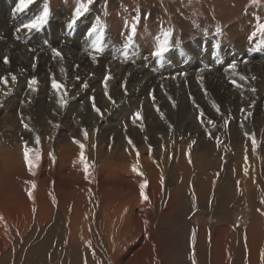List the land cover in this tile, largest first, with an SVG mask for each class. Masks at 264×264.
Instances as JSON below:
<instances>
[{
	"label": "rangeland",
	"instance_id": "rangeland-1",
	"mask_svg": "<svg viewBox=\"0 0 264 264\" xmlns=\"http://www.w3.org/2000/svg\"><path fill=\"white\" fill-rule=\"evenodd\" d=\"M261 1L257 8L252 0H94L69 30L75 8L87 0H34L23 12H15L19 0H0V78H8L7 88L0 83V264H264V48L250 51L247 41L264 23ZM45 4L48 23L28 33L23 25ZM136 15L141 20L124 61L121 34L127 35L125 22ZM97 17L105 26L101 53L87 36ZM216 25L221 37L213 35ZM169 28L170 51L157 63L151 57L156 37ZM217 39L220 47L214 48ZM53 49L62 61L53 60ZM233 61L235 77L225 71ZM205 66L211 71L201 72ZM149 67L161 71L145 77ZM108 74L115 104L104 95ZM239 75L247 77L246 85ZM53 76L68 93L64 108L51 87ZM32 78L38 81L35 92L28 88ZM233 79L243 87H234ZM93 98L103 118L93 110ZM141 106L142 122L133 125L130 117ZM74 140L84 145L87 179ZM25 142L41 155L35 175L24 161ZM213 144L219 152L210 149ZM137 163L142 175L132 171ZM144 181L149 199L142 203ZM206 183L222 197L218 203L214 195L208 204L194 200ZM224 198L225 217L218 209ZM185 223L195 230L194 240Z\"/></svg>",
	"mask_w": 264,
	"mask_h": 264
},
{
	"label": "snow or ice",
	"instance_id": "snow-or-ice-1",
	"mask_svg": "<svg viewBox=\"0 0 264 264\" xmlns=\"http://www.w3.org/2000/svg\"><path fill=\"white\" fill-rule=\"evenodd\" d=\"M34 2V0H19V4L15 9V12H23L29 5H31ZM94 0H87V2H81L79 3V5L75 8L74 13L72 15L71 21L67 24V28L69 30H71L74 25H76L77 21L80 20L81 17H83L88 11H89V7L91 4H93ZM259 3V0H252V4L256 5ZM48 19H49V9L47 4L44 5L43 7V11L41 14L37 15L34 19H32L30 22L25 23L23 25V28L26 29L28 31V33L33 32V30L39 31L41 30L47 23H48ZM141 17L139 15H136L132 18L131 21H126L125 22V29L128 30L127 35L125 36L124 33H122V37L124 39V43L122 45V51H123V57H124V61H127L128 59V53L129 50L133 48L134 45V37L137 33V28L138 25L140 23ZM104 24L101 22L100 18L97 17L95 20L94 25L90 28V30L87 32V36L90 37V47L93 51H95L96 53H101L103 51V47H102V42L104 41L105 38V33H104ZM162 32V38H160L159 36L156 37V43L154 45V51L151 52V57L155 58L157 63H163L164 58H165V54L168 53L170 51L171 48V44H170V37H172L173 35V30L171 28L164 30H161ZM205 37L208 36V32L205 30L204 32ZM215 37H221L223 35L222 33V29L219 25L215 26V31L213 34ZM262 37L264 38V23H258L256 25V28L254 31L251 32L250 36L248 37V42L250 45H252V47L250 48V51H258L261 50L262 48H264V39H261L259 43H255L253 45V41L257 38V37ZM17 39H19V36H17ZM176 47L179 48V42L176 43ZM220 47V41L217 39L214 43V48H219ZM85 51L87 52L88 49L85 48ZM52 58L53 60H55L56 58H59L61 61L64 59L62 53L59 50L53 49L52 50ZM92 61L93 63L97 62V56H92ZM248 61L245 60L243 61V63H247ZM3 63L5 65H7L9 63L8 61V57L5 56ZM237 67L238 64L236 61H233L231 63H229L227 65V68L225 69V71L227 73H230L231 76L235 77L237 76ZM33 69H35V64L33 65ZM211 71L210 68H208L207 66H205V68H202L200 71ZM65 70L63 68H61V72L63 73ZM182 77H186L187 73H180L178 74ZM172 79H176V76L171 77ZM78 79V78H77ZM112 79L111 74H108L104 77V95L106 97H108V99L110 100V102L112 104H115V100H113L111 98V96H109V92H108V87H107V82L108 80ZM198 82L201 83V87H203V76L198 75L197 77ZM253 79H255V77H253ZM11 80L12 83H16V76L15 75H11ZM239 80L243 81L245 84H247V77L244 75H239ZM0 83L3 84V86L5 88L8 87V78L7 77H2L0 78ZM38 81L36 80V78H32L31 80L28 81V88L35 92L37 90L36 85H37ZM230 83L236 87V88H242L243 85H241L240 83H237V81L235 79L231 80ZM51 87L52 89L55 91L57 97H58V104L59 107L64 108L67 105V100L65 99V97L68 95L67 91L64 90V86L59 83L55 77L53 76L51 78ZM84 88H87L88 85L85 83L83 85ZM161 88H163V85H161ZM250 91L255 94L256 89L255 88H251ZM154 92V90H153ZM153 92H150L149 95L152 99L153 102V107L156 109L157 112H160V109L158 107V105H156L155 103V95L153 94ZM5 96L8 95L7 92L3 93ZM127 94V91L125 90V95ZM165 95L167 96V92H165ZM168 99L170 101H172L171 96H168ZM173 107H175V102L172 101ZM93 110L97 113V115H99L101 118H103V113L102 111L96 106L95 102H94V98H93V104H92ZM213 107L216 108V111L219 112V108L216 105H213ZM243 111V109H242ZM204 115L203 111L200 112V117H202ZM199 118V117H198ZM131 122L133 123V125H135L137 123V121H141L142 122V106L140 110H137L135 113L132 114V116L130 117ZM161 119H164L163 114L161 113ZM21 123L23 124V127L25 128V130L31 132L32 129L28 126V124L24 123L23 120H21ZM209 124H212L213 122L211 120L208 121ZM226 126V124H225ZM172 126L169 125V129L171 130ZM126 129V126H125ZM141 130H143L142 127V123H141ZM83 135L84 138L87 139L88 138V133L86 130L83 131ZM211 138V136L209 137ZM23 139V138H21ZM127 139V137H126ZM250 139L252 140V150L255 151L257 148V143L255 140V136H251ZM36 144L38 145L40 143V138L39 136L36 137L35 139ZM74 143L78 144L81 152H80V159H81V163H83V171L85 173V179L88 178V174H89V164L86 162L85 160V156H84V145L81 144L79 141L74 140ZM128 143L130 145H132V141L131 139H128ZM193 143H195L193 141ZM219 138H217V144H219ZM133 150L135 151V147L133 146ZM149 151H151V148L149 149ZM30 153H35L34 158H30ZM51 155V154H50ZM23 156H24V161L27 164L28 170L30 173H32L33 175H35V172L33 171V169L38 165V162L41 159V155L40 152L38 150L32 149L30 147H28L27 143H24L23 146ZM136 156L137 158L139 157V152L136 151ZM54 159V157H53ZM132 171L137 173V175H142V173L139 172L138 170V163L132 166ZM245 175H247L248 173V169L245 168L244 169ZM147 186V181H144L143 183L140 184V195H141V202H145L148 201V196L145 195V188ZM161 186H163V179H161ZM32 187L34 188L35 185L33 184ZM29 199H32V194L31 191H29ZM262 204H264V200L261 201ZM53 204H55V198L53 197ZM33 212H35V209H33ZM264 214V213H262ZM0 220H3V217H0ZM145 225H147V221H145ZM195 239V234H193V240ZM90 246V245H89ZM261 259L262 261H264V253L261 254ZM193 264H195V261H193Z\"/></svg>",
	"mask_w": 264,
	"mask_h": 264
},
{
	"label": "bare ground",
	"instance_id": "bare-ground-1",
	"mask_svg": "<svg viewBox=\"0 0 264 264\" xmlns=\"http://www.w3.org/2000/svg\"><path fill=\"white\" fill-rule=\"evenodd\" d=\"M261 3V5L262 4H264V2H260ZM251 4H252V2H251ZM220 5V4H219ZM253 5V4H252ZM259 5V4H258ZM258 5H256L257 6V8H259V6ZM246 8V7H245ZM255 9V8H254ZM245 10V9H244ZM256 10V9H255ZM251 11V10H250ZM244 13V12H243ZM248 14V13H247ZM251 14V13H250ZM241 15V14H240ZM245 17V16H244ZM251 17V16H250ZM242 20H244V19H242ZM255 20V19H254ZM257 20H259V18L257 19ZM246 21V20H245ZM253 23V22H252ZM254 24V23H253ZM256 26V25H255ZM230 30H231V28H230ZM241 37V36H240ZM249 37V36H248ZM242 38H244V37H242ZM248 41V40H247ZM247 65V64H246ZM258 65V64H257ZM264 66V65H263ZM254 67H255V65H254ZM262 67V66H261ZM157 69H159L158 67H156ZM148 69V68H147ZM255 69H257V68H255ZM152 72H154V71H152V70H149L148 69V71H146V73H145V77L146 76H149V75H154ZM149 74V75H148ZM127 78H124V83H122V86L123 87H126V85H127ZM135 82H136V85H140L141 83H142V81H143V79H141V80H134ZM125 84V85H124ZM166 85V84H165ZM246 85V84H245ZM173 89V88H172ZM169 93V92H168ZM164 95H165V93H164ZM166 96V95H165ZM168 96V95H167ZM214 144H215V142H213ZM213 144V145H214ZM214 148H216L217 149V151L219 152L220 150H218V148H219V146H217V145H214V147H210V149H214ZM221 149V148H220ZM222 150V149H221ZM255 166H258V165H256L255 163H253ZM261 165V164H260ZM191 172H193V175L194 176H196V173H195V170H192ZM225 178L224 179H221L220 181H222L223 182V184H224V182H225ZM227 181V180H226ZM231 183V182H230ZM225 185V184H224ZM236 185V184H235ZM237 187V186H236ZM222 188V187H221ZM238 188V187H237ZM228 192V191H227ZM250 192H253V191H250ZM223 194V193H222ZM247 194V193H246ZM214 195V200H215V202L214 203H218V200H219V197H220V195H218L217 196V194H214L213 193V191H212V188H211V186L209 185V183H206L199 191H197L196 193H194V200H199V201H202L203 203L206 201H212V196ZM234 195V194H233ZM240 195V194H239ZM252 195V194H251ZM185 196L187 197V201H190L191 200V194L189 193V192H186L185 193ZM241 196V195H240ZM243 196V195H242ZM224 197H226V196H224ZM238 197V196H237ZM246 197V199H249V198H251L252 199V197H249L248 195H246L245 196ZM220 198H222V197H220ZM228 198H229V196H228ZM255 198V197H254ZM257 198V200H259L260 199V194H258V197H256ZM261 199H264V196H263V198H261ZM193 200V201H194ZM227 200H229V199H225L224 198V203L225 204H219V212L222 214V212H223V210H224V213L226 212V209H228V205H226V203H229ZM253 200V199H252ZM251 200V201H252ZM220 201H222V199L220 200ZM249 201V200H248ZM223 202V201H222ZM253 202V201H252ZM259 203V202H258ZM206 204H208V202L206 203ZM261 204V206L263 205L264 206V204H262V203H260ZM260 208V207H259ZM223 213V214H224ZM222 214V215H223ZM227 214V213H226ZM231 214V213H230ZM254 214V213H253ZM228 216V215H227ZM143 217V216H142ZM223 217H225L224 215H223ZM139 218V217H138ZM230 217L228 216L227 217V219H229ZM137 220H139V219H137ZM186 224V223H185ZM187 225V227H188V230L190 231V236H191V238L193 237V235L192 234H194V233H192V232H195V230H192V226H191V223H190V225L189 224H186ZM182 228V227H181ZM169 229V228H168ZM178 229V228H177ZM187 229V228H186ZM187 230V231H188ZM150 233V232H149ZM147 234V233H146ZM150 238V237H149ZM167 238H168V240L170 239V235L167 233ZM221 240V239H220ZM152 241V240H151ZM173 242V241H172ZM172 242H169V244L170 243H172ZM225 243V242H224ZM223 242H222V244H224ZM151 244H152V242H151ZM173 244H174V242H173ZM219 245V244H218ZM218 245H216V247L217 248H219V250H220V247L218 246ZM154 246V245H153ZM172 246V245H171ZM221 246V249L223 248L222 246L223 245H220ZM215 246H214V249L215 250H217V248H216ZM225 250V249H224ZM74 252V251H73ZM223 252V251H222ZM218 253H221V252H218L217 251V254ZM222 254V253H221ZM71 252L67 255V260H69L70 258H71ZM74 259V258H73ZM70 264H71V262H69ZM85 263V262H84Z\"/></svg>",
	"mask_w": 264,
	"mask_h": 264
},
{
	"label": "built area",
	"instance_id": "built-area-1",
	"mask_svg": "<svg viewBox=\"0 0 264 264\" xmlns=\"http://www.w3.org/2000/svg\"><path fill=\"white\" fill-rule=\"evenodd\" d=\"M9 33H12V30H11ZM66 45H67V46L65 47L66 49H70V50L72 49V44H67V43H66ZM44 48H46V46L41 45V47L39 46L38 49H42V53H41V54H45V55H46L47 53L44 52V50H43ZM71 52H73V51H71ZM38 53H39V52H38ZM140 66H142V65H140ZM148 69L154 71L155 73L161 71L160 68L157 69V68H150V67H149Z\"/></svg>",
	"mask_w": 264,
	"mask_h": 264
}]
</instances>
